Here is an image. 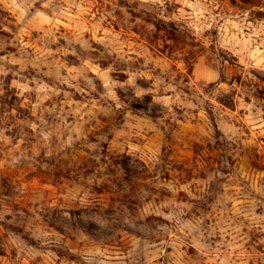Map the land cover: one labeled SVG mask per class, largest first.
<instances>
[{"label": "clouds", "instance_id": "obj_1", "mask_svg": "<svg viewBox=\"0 0 264 264\" xmlns=\"http://www.w3.org/2000/svg\"><path fill=\"white\" fill-rule=\"evenodd\" d=\"M0 264H264V0H0Z\"/></svg>", "mask_w": 264, "mask_h": 264}]
</instances>
